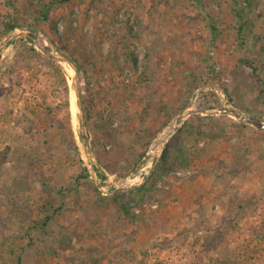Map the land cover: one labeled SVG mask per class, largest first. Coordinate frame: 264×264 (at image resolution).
<instances>
[{"label":"rangeland","instance_id":"1","mask_svg":"<svg viewBox=\"0 0 264 264\" xmlns=\"http://www.w3.org/2000/svg\"><path fill=\"white\" fill-rule=\"evenodd\" d=\"M47 2L0 0V42L11 33H4L1 23L9 15L19 25L15 29L31 32L38 44L67 58L74 53L81 68L77 78L81 105L88 98L87 86L114 89L96 111L109 103L105 112L115 110L114 118L126 131L116 133L114 150L102 142L93 148V137L99 135L92 127L96 118L88 124L83 110L95 182L102 194L83 165L71 110L69 68L22 37L0 50V150L10 148L0 166V264H18L17 260L19 264H264V132L225 114H201L235 109L264 121V54L253 49L257 72L238 65L253 47L250 39L243 50L231 47L236 39L233 0H71L56 4L47 14L56 24L55 34L38 13ZM250 2L253 33L264 46V0ZM130 11V35L140 31L138 20L140 36L127 40L125 46L119 43L118 30L115 37L105 33L99 49H93L91 41L109 31L104 23L119 25L120 32L127 30L123 21ZM70 36L74 41L69 42ZM210 63L215 65L216 78L204 83ZM194 85L199 87L184 111L153 136L135 165L124 169L143 151L140 145L149 139L150 130L159 125L151 117L183 105L184 91ZM188 110L193 113L185 120L193 115L227 118L252 130L230 127L228 139L210 145L191 141L195 148L188 166L162 175L155 183L168 195L144 203L142 213L131 209L138 214L134 219L112 204H97L90 184L104 197L142 184L151 173L147 166L128 186L110 185L137 169L150 149L151 161L169 137L165 134ZM138 118L149 127L147 132H139ZM118 122H113L114 128ZM137 134L141 144L133 139ZM233 153L238 154L240 167L214 179L212 167L229 161ZM106 165L115 167L114 174L106 171ZM82 169L87 178H82ZM123 169L125 174L119 177ZM217 232L223 239L209 248Z\"/></svg>","mask_w":264,"mask_h":264},{"label":"trees","instance_id":"2","mask_svg":"<svg viewBox=\"0 0 264 264\" xmlns=\"http://www.w3.org/2000/svg\"><path fill=\"white\" fill-rule=\"evenodd\" d=\"M48 2L43 4L41 6V9L38 10V13L40 14L41 19L45 21V23L49 24V30L52 33H56V24L54 21L48 20V12L50 8L55 6L56 4H63L66 2H69L71 0H47ZM166 3V0H158V3ZM84 4L81 3L80 6ZM233 5L234 8L232 9V19H233V27L232 30L235 31L236 34V39L231 43V47L234 48L237 51L243 50L246 40L250 39L251 44L250 47L252 48L251 54L248 55L246 58H240L238 59V65L243 68V69H248L251 70L253 73L257 72L256 67H255V60L257 56H252L254 54L253 49H257L259 53L264 54V46L261 44L262 39L254 35L253 29L255 27V22L251 21V16L253 15V7L251 5L250 0H233ZM99 10V9H98ZM100 12V10H99ZM253 12V13H252ZM131 17H133V12H129L127 17H125V20L123 21V26L127 30L121 31L122 27L117 25L115 27L112 23H104L103 25L109 30L108 32L105 31L100 34V36L96 37V40L91 41V45L93 46V49H99L100 45L102 44V40L104 38V34L106 33V36L110 34V36L117 35L115 32L118 30L120 35V41L119 43L124 44L126 46V42L129 39L132 38H138L140 36L142 28L141 27V21L135 20L136 25L138 26L140 31H137L136 35L131 36L130 35V23H131ZM3 31L4 33L11 32L14 30L17 26V22L11 18L9 15L5 18V20L1 21ZM213 23V22H212ZM212 23H209V28L211 29L213 39H216L215 35V29L214 25ZM120 24V22H119ZM69 42L74 41V38L70 36ZM110 39V38H108ZM258 46V47H256ZM64 45H62L61 48H63ZM65 48L63 50L65 51ZM95 51V50H94ZM29 52L33 54L34 56L40 57L43 59V57L36 53L34 48H29ZM68 58L73 62V64L76 66L78 73L80 72L81 68L80 65L77 63L76 59H74V53H71ZM51 62L50 59H46V61ZM214 64H209L207 69H206V79H204L205 82H211L213 79L216 78V74L214 73ZM256 82V81H255ZM195 87V88H194ZM199 87V85H194L193 88H187L184 91L185 103L181 105L178 108H170L167 107L166 109L164 108L161 111H158L156 115H153L152 122H158L159 125L153 130H150L149 139L145 142L142 143V139L139 137L137 134L133 139L138 142V144H141L140 147L143 151L136 157L130 158L131 161L127 162L125 164L126 166L124 169H127V166L129 165H135L136 162L142 157L141 154H144L148 144L150 143L151 139L156 133H159L162 131V129L169 123V121L175 117L178 113L184 111V109L187 107L188 104V99L192 95V92L194 89ZM85 90L87 91V100L85 102H82L83 105V110L85 113L86 121L89 122L92 120L93 117L96 118V121L92 123V127L95 128V130L99 131V135L93 137V148L97 147L96 144L106 146L111 150H114L116 148V143H115V137L116 133H121L126 131L125 127L120 128V123L117 118L115 117V110L113 111L112 108H110V111L106 113V107L109 106V103H107V106L100 111H96V106L100 103H102L104 100L109 98L113 92H115L114 89H111L109 92L105 91L102 87L94 86V87H86ZM226 91V89H225ZM227 98L230 102H232V97L227 94ZM247 111V110H246ZM249 112V111H247ZM132 116V114H131ZM125 117V116H124ZM126 118V117H125ZM206 118V120L204 119ZM139 119V124L140 129L139 132L144 133L147 132L149 127H144L142 125L143 119ZM116 121L118 122V126L116 128L113 127V122ZM125 121V120H124ZM230 127H234L235 129H241L243 130H252L250 127L245 126L243 124L239 123H229V120L227 118H220V119H214V117H202V116H196L193 115L186 119L174 135H172L166 145L163 148L162 153L160 154L157 163L154 167V169L151 171L149 176L146 178V180L138 185L131 187L124 192H115L112 196L109 197H104L103 195L100 194V192L90 184V188L94 192V194L97 196V204H103L105 206L112 204L117 211L122 213L125 217L133 218L134 219V213H132L131 209H137V212L141 213L146 211L144 208V203L147 201H150L151 199H155L157 202L160 201L161 197L163 198L165 195L167 196L168 193L165 191H161L160 189L156 188V181L162 176V175H168L171 173L173 170L178 169V168H183L185 166H188L189 164V159L190 157L194 156V154L191 152L192 149L195 148L194 145L195 143L199 142H204L205 145H210L214 143V140L221 139V140H226L229 138L230 134ZM243 136H246V134H243ZM191 141L194 143V145L190 144ZM10 152V148L5 146L3 149L0 150V166L5 164L7 161V156ZM242 162L240 161V158L238 157V154H232L230 157L229 161L226 160H221L219 163L214 165L212 167V170L210 171V175L214 177L216 180H220L223 175H227L231 172H234L237 167H240ZM112 168L108 167L106 165V171L110 172L111 174H114L111 171H114ZM120 171L117 173V175L123 176L124 170ZM83 174L81 175L82 178H87L86 172L84 169H82ZM200 172V171H198ZM88 181L87 179H84ZM189 181H192V179H189ZM186 188V187H185ZM138 215V214H137ZM135 215V216H137ZM47 220H49V217H46ZM63 242L66 241V237H62ZM219 239H223V236L220 232L216 233V236L211 238L209 240V248H215L218 246L220 242ZM241 249H243L242 245L240 246ZM227 262V261H226ZM17 263L19 264V260H17ZM230 264V263H228Z\"/></svg>","mask_w":264,"mask_h":264},{"label":"water","instance_id":"3","mask_svg":"<svg viewBox=\"0 0 264 264\" xmlns=\"http://www.w3.org/2000/svg\"><path fill=\"white\" fill-rule=\"evenodd\" d=\"M13 31V32H12ZM9 35H7L1 42H0V50L6 46L9 42H11L13 39H16L17 37H22L24 39L31 40L34 44V47L39 50L43 55L51 58L54 62L60 65H65L69 68L70 70V85H69V90H70V98H71V110L73 113V121L76 124L77 131H78V137L80 138V145L82 148V160H83V165L86 168V171L91 178V180L95 183L96 187L98 190L102 193V189L99 186V184L96 181L95 177V171H94V160L92 158V153H91V146L89 143V140L87 138V130H86V122H85V117L81 105V99H80V92L78 88V70L76 66L73 64V62L68 59L66 56H64L62 53L52 50L44 45L38 44L35 40L32 39L33 34L31 32H24L19 29H14L12 30ZM193 113L192 110L186 111L181 117H179L178 121L176 122L175 125L171 127V131L169 134V137L165 140V143L160 147L158 150L157 154L155 157L152 156V160L149 161L148 159L150 158L149 153L146 154L143 157V160L139 163L137 169L129 173L124 178L119 179L118 182L116 183H110L112 187L118 188L121 186L129 185V182L132 181L135 176L139 173L144 166H147L146 170L148 172H151L153 167L155 166L160 154L163 151V148L165 144L167 143L168 139L176 133V131L180 128L182 125L183 121L185 120L186 117L191 115ZM202 115L205 116H210V115H216V114H225L228 116H231L232 118L236 119L238 122H241L243 124L252 126L260 131L264 132V121L261 119H258L254 116L238 112L235 109H219V110H212V111H205L201 112ZM148 161V163H147ZM103 194V193H102Z\"/></svg>","mask_w":264,"mask_h":264},{"label":"bare ground","instance_id":"4","mask_svg":"<svg viewBox=\"0 0 264 264\" xmlns=\"http://www.w3.org/2000/svg\"><path fill=\"white\" fill-rule=\"evenodd\" d=\"M168 136H169V134H168V133H166V134H165V137H168ZM153 144H154V143H153Z\"/></svg>","mask_w":264,"mask_h":264}]
</instances>
